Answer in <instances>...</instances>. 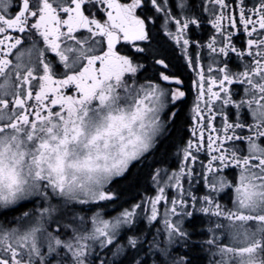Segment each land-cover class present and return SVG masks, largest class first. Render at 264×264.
Wrapping results in <instances>:
<instances>
[{"label":"snow or ice","instance_id":"6c2138e0","mask_svg":"<svg viewBox=\"0 0 264 264\" xmlns=\"http://www.w3.org/2000/svg\"><path fill=\"white\" fill-rule=\"evenodd\" d=\"M0 264H264V0H0Z\"/></svg>","mask_w":264,"mask_h":264},{"label":"clouds","instance_id":"9594fccd","mask_svg":"<svg viewBox=\"0 0 264 264\" xmlns=\"http://www.w3.org/2000/svg\"><path fill=\"white\" fill-rule=\"evenodd\" d=\"M125 111H129V109L125 108ZM113 115L118 116L119 113L114 112ZM98 124L99 127H91L85 130L88 140L96 137L92 144L85 147V144L88 143V140H85L84 143L70 145V149L79 155L81 159L86 157L89 152L95 155L97 152L107 151L108 148L119 142L120 136L127 138L135 131V129L125 127L119 122L115 127H109V122L106 120L103 122L98 121Z\"/></svg>","mask_w":264,"mask_h":264}]
</instances>
